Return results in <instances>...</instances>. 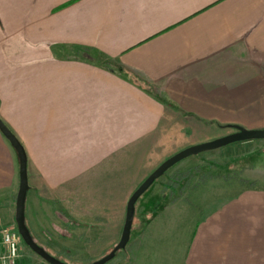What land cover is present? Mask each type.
<instances>
[{
  "label": "crops",
  "instance_id": "crops-1",
  "mask_svg": "<svg viewBox=\"0 0 264 264\" xmlns=\"http://www.w3.org/2000/svg\"><path fill=\"white\" fill-rule=\"evenodd\" d=\"M0 120L25 152V202L110 251L162 161L234 125L264 128V0H0ZM8 143L0 133V222L19 184ZM240 143L264 155V139ZM259 181L148 188L121 264H264Z\"/></svg>",
  "mask_w": 264,
  "mask_h": 264
},
{
  "label": "rangeland",
  "instance_id": "rangeland-1",
  "mask_svg": "<svg viewBox=\"0 0 264 264\" xmlns=\"http://www.w3.org/2000/svg\"><path fill=\"white\" fill-rule=\"evenodd\" d=\"M261 129V128H260ZM234 129L224 130V134L233 132ZM244 143L229 144L215 150L203 152L193 158V163L185 166V160L181 164L174 165L157 178L146 193L157 186L164 190L170 197L177 196L184 186L196 184L206 178L245 177L249 180L264 183V155L257 153V148L244 149ZM264 146V145H262ZM31 194H28V199ZM140 199V198H139ZM136 203V207L138 206ZM26 228H28L32 240L44 249L52 257L65 264H90L107 254L108 251L99 249V242H91L94 234L89 228L72 225L65 218L54 213L48 203L25 202L24 215ZM12 227L16 229L14 219L3 218L0 227ZM17 230V229H16ZM19 234V233H18ZM20 236V235H19ZM130 239L134 237L132 232ZM87 238L88 241H80L79 238ZM19 239V263L18 264H48ZM125 248L116 252L113 259L105 264H121ZM126 255V254H124ZM123 264V263H122Z\"/></svg>",
  "mask_w": 264,
  "mask_h": 264
},
{
  "label": "water",
  "instance_id": "water-1",
  "mask_svg": "<svg viewBox=\"0 0 264 264\" xmlns=\"http://www.w3.org/2000/svg\"><path fill=\"white\" fill-rule=\"evenodd\" d=\"M234 129L233 132L228 133V135H224L221 137H217L215 139L201 142L195 145L188 146L183 148L182 150L174 153L173 155L166 158L162 161L148 176L140 183L139 186L133 191L130 195L129 199H127L126 204V211H125V219L122 227L121 234L119 235L120 238L118 242L115 244L112 249L102 256L100 259L93 261L90 264H105L109 260L113 259L116 252L119 250L124 249L126 244L130 238V230H131V223L133 221L134 210H135V203L138 198L146 192L150 185L153 182L163 175L167 170L181 160L190 157L199 155L203 152L215 150L216 148H221L223 146H227L229 144H233L236 142L247 141V140H260L264 139V128L261 129H247L238 125L232 126ZM0 133L4 136V138L11 144V147L16 152V156L18 159V176H19V184L18 190L16 191V198H15V211H14V222L16 225L17 232L21 236V240L32 250V252L36 253L39 257H41L44 261L48 264H65L60 260L52 257L47 252L44 251L42 247H40L34 240H32V236L29 233L28 228H26L25 224V216L24 215V208H25V199H26V190H28L27 184V168H26V156L24 155V149L18 139L12 132H9L8 127L0 120Z\"/></svg>",
  "mask_w": 264,
  "mask_h": 264
},
{
  "label": "built area",
  "instance_id": "built-area-1",
  "mask_svg": "<svg viewBox=\"0 0 264 264\" xmlns=\"http://www.w3.org/2000/svg\"><path fill=\"white\" fill-rule=\"evenodd\" d=\"M20 236L12 227H0V264H18Z\"/></svg>",
  "mask_w": 264,
  "mask_h": 264
}]
</instances>
